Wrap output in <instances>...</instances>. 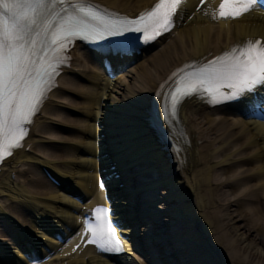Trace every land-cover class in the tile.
Listing matches in <instances>:
<instances>
[{"label": "bare ground", "instance_id": "6f19581e", "mask_svg": "<svg viewBox=\"0 0 264 264\" xmlns=\"http://www.w3.org/2000/svg\"><path fill=\"white\" fill-rule=\"evenodd\" d=\"M95 1L136 16L156 0ZM218 2L189 1L181 25L158 41L169 42L150 57L142 50L145 53L131 61L137 65H130L117 78L96 75L93 57L83 48L70 51L72 64L44 101L30 136L3 164L0 222H8L12 229L0 223V264H31L16 245L38 248L40 252L33 255L40 259L53 255L52 264H114L89 248L78 253L72 247L75 242L68 241L77 231L83 208L109 205L107 192H98L97 187L100 144L105 142L103 137L98 139L99 123L109 134L125 132L129 140H136L131 145L138 149L133 158L141 162L134 171L127 169L131 160L123 155L117 163L126 168L121 178L113 179L114 188L123 189L118 204L125 206V219L136 227L128 264H264V110L248 120L227 115L228 108L211 109L200 99L186 100L172 127L162 121L163 141L169 135L178 150L162 142L157 130L151 133L142 126V121L148 124L146 117H154L155 108L161 110L173 73L184 65L199 66L239 41L264 40V13L254 10L239 20L216 21L212 11ZM69 93L83 98L82 105L76 106ZM73 109L85 120L73 119ZM76 130L81 135L68 136ZM106 144L114 151L113 140ZM28 165L40 169L34 178L28 179ZM42 168L52 171L61 188L45 181ZM148 172L158 178L148 179L144 176ZM66 185L80 201L88 202L63 194ZM150 187L157 192L147 193ZM159 217L166 218L160 222ZM27 240L31 245L24 243ZM165 245L175 247V258L167 256L173 254L167 247L161 250Z\"/></svg>", "mask_w": 264, "mask_h": 264}, {"label": "snow or ice", "instance_id": "6c2138e0", "mask_svg": "<svg viewBox=\"0 0 264 264\" xmlns=\"http://www.w3.org/2000/svg\"><path fill=\"white\" fill-rule=\"evenodd\" d=\"M182 2L157 0L150 9L129 18L102 14L80 0H71V11L63 7L69 0H0V159L22 146L25 126L55 84L70 45L77 40L95 42L128 33L142 34L147 43L171 30ZM254 3L221 0L214 18H238ZM173 77L175 83L165 94L173 116L185 99L194 96L212 105L235 101L258 86L264 87V42L248 40L193 71L180 69ZM110 212L97 206L92 212L94 222L85 219L83 227L91 234L89 243L102 252L120 253L123 244Z\"/></svg>", "mask_w": 264, "mask_h": 264}, {"label": "rangeland", "instance_id": "374dc122", "mask_svg": "<svg viewBox=\"0 0 264 264\" xmlns=\"http://www.w3.org/2000/svg\"><path fill=\"white\" fill-rule=\"evenodd\" d=\"M158 50V49H157ZM156 49H154V50H152L150 53V55H149V57L154 53V52H156L157 51ZM148 56V55H147ZM146 56V57H147ZM145 57V58H146ZM145 58H143V59H141V60H144ZM137 64V63H136ZM135 64V65H136ZM78 82H80L81 84H84V85H86V83H84V82H82L81 80H78ZM88 85V84H87ZM73 100H75V105L76 106H81L82 105V103L84 102V100H83V98H79V97H77V98H74ZM71 117L73 118V119H78V120H82V119H84L82 116H81V114H77V113H72V115H71ZM67 127V126H66ZM69 128V130L71 129L70 127H68ZM58 131V130H57ZM58 132H60V131H58ZM76 132H73V133H71V134H68V136H70L71 135V137H75V135H77V134H75ZM56 135L58 136L59 134L58 133H56ZM60 135H64V134H60ZM65 136L67 137V135L65 134ZM51 152H53V153H58V152H55L54 150H52ZM60 154L62 155V157H64L65 155H64V152H60ZM58 155V154H57ZM30 171H31V173L29 174V177H28V179L30 178V177H34V174H35V172H34V169L33 168H30ZM164 218V217H163ZM165 219V218H164Z\"/></svg>", "mask_w": 264, "mask_h": 264}]
</instances>
